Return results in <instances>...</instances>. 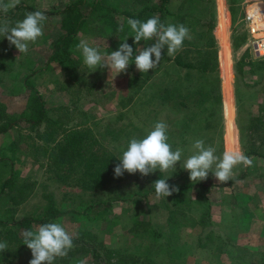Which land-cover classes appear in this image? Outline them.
<instances>
[{
    "label": "rangeland",
    "instance_id": "obj_1",
    "mask_svg": "<svg viewBox=\"0 0 264 264\" xmlns=\"http://www.w3.org/2000/svg\"><path fill=\"white\" fill-rule=\"evenodd\" d=\"M20 1L51 10L71 0ZM180 1L174 0L170 7L177 10ZM222 1L229 16L226 43L230 68L228 79L221 65L223 44L217 33L219 0H214L213 34L221 104L211 101L212 113L206 109L209 102L196 90L202 85L199 75H188L185 69L166 60L145 73L152 75L151 82L139 90L137 83L130 81L138 72L135 64L117 76L110 75L107 69L85 66L82 54L75 49L74 56H79L81 65L71 73L48 62L50 43L60 34L58 17H47L44 35L29 44L27 53L20 54L15 46L0 43V99L6 100L10 109L20 102V97L15 96L19 83L36 71L31 80L51 115L91 128L114 156L103 187L87 191L46 178L39 165L43 160L42 144L34 131L22 125L0 137V151L15 161V175L31 184V194L16 207L15 217H40L46 197L51 195L62 213L57 221L74 237L88 243L74 245L66 257H58L54 264H264V63L256 67L248 64L264 58L255 55L251 47V40L262 36L264 30L251 26L247 16L251 7L261 8L264 4L235 0L232 17L228 0ZM209 11L207 8L206 13ZM80 38L99 45L104 53L111 52L106 51L103 40L93 39L89 33ZM237 65L242 68L238 79ZM227 84L232 96L236 148L249 154L252 165H237L232 178L236 180L230 185L219 183L211 172L206 180L192 182L183 162L193 154L196 139L214 146L218 157L226 151ZM174 85L179 92L172 88ZM129 96H133L131 101ZM160 120L169 126L173 149H183L181 162L166 172L156 170L148 176L125 172L115 177L114 167L130 139L143 138ZM252 150L259 155L249 152ZM159 173L162 179L168 177L170 185L179 187L178 202L173 194L156 197L153 184ZM1 207L0 212L5 209ZM31 259V250L24 249L10 264H29Z\"/></svg>",
    "mask_w": 264,
    "mask_h": 264
},
{
    "label": "trees",
    "instance_id": "obj_2",
    "mask_svg": "<svg viewBox=\"0 0 264 264\" xmlns=\"http://www.w3.org/2000/svg\"><path fill=\"white\" fill-rule=\"evenodd\" d=\"M173 2L174 0H113V2L71 0L58 9L40 10L32 3L20 1L6 14L0 13V21H8L14 25L19 17L24 18L26 13L35 11L43 12L46 17H58L60 34L50 43L51 52L47 61L57 64L70 73L81 65L79 56L75 57L73 50L81 40L82 34L89 33L93 39L103 40L108 52L117 50L128 37L127 43L135 52L136 48L147 47L155 41L142 40L136 45L134 38L131 37L134 33L127 25V18L146 21L155 14L165 24L183 23L190 29V38L183 42L182 48L173 57L164 54L161 60L172 62L173 65L185 69L188 75H199L202 85L196 90L209 102L206 109L212 113L211 101L216 102L218 106L221 104L217 44L213 34L214 0H181L177 10L170 7ZM228 2L230 14L234 17L233 5L236 1L228 0ZM184 7L187 10L182 11ZM207 8H210L208 14ZM121 24L124 26V31L119 30ZM2 42L9 45L8 40L0 36V43ZM261 63H264V58L248 64L250 67L251 65L256 67ZM35 72L28 74L19 83L20 88L15 96L20 97V102L14 109L9 108L6 100L0 99V137H5L12 130L24 125L25 128L34 131L40 139L43 160L39 161V165L43 168L47 179L77 185L87 191L101 189L110 175V164L114 156L105 149L91 128L69 124L62 118L51 115L41 93L31 80V75ZM236 73V79L240 78L242 75L240 65H237ZM151 77L152 75L138 71L130 81H135L139 90L151 82ZM172 88L178 91L177 86L174 85ZM167 90L168 88L165 87V91ZM237 92L238 89L235 91V98ZM132 98L133 96H129L130 101ZM178 103L183 104V101ZM249 152L259 155L257 150ZM6 154L0 151V206L5 208L0 212V241L6 242L8 249L0 252V262L10 264L16 260L21 250L28 249L23 244L22 234L25 230L35 231V225L56 222L62 213L57 209L54 198L47 195V203L40 217H15L16 207L31 194V184L15 175V161ZM161 176L162 174L159 173L157 179ZM234 180L236 179L223 184L230 185ZM173 195L175 202H178L176 192ZM78 244L88 243L73 236V245Z\"/></svg>",
    "mask_w": 264,
    "mask_h": 264
},
{
    "label": "clouds",
    "instance_id": "obj_3",
    "mask_svg": "<svg viewBox=\"0 0 264 264\" xmlns=\"http://www.w3.org/2000/svg\"><path fill=\"white\" fill-rule=\"evenodd\" d=\"M20 0H0V13L6 14L15 8ZM46 15L41 11L25 14L23 20L11 25L8 21H0V36L6 38L10 45L15 46L19 53H27L29 44L35 43L44 35L43 27ZM127 25L134 33V43L137 45L142 40L154 43L147 47L134 49L127 43L128 37L119 45L118 49L110 54L104 53L99 45L90 44L87 39H81L75 46L83 56L85 66L90 69H107L117 76L126 72L130 64L134 63L141 73L159 66L165 54H176L183 46V42L190 38V29L183 23L165 24L158 15H153L146 21L136 18H127ZM120 31H124L123 24ZM134 53L135 56H134ZM134 58V62H133ZM168 124L160 120L143 138L132 137L126 150L123 151L119 163L114 167L115 177H121L125 172L129 174L140 173L148 176L156 170L166 172L175 168L181 162L183 149H173L169 143ZM192 155L183 162V169L189 172L192 182L204 181L211 172L219 183L230 181L233 169L237 165L251 166L252 158L245 155L242 150L225 151L218 157L216 148L206 145L203 139H196L192 144ZM214 166V169H213ZM167 178H160L154 182L156 197H169L179 189L170 185ZM23 244L31 250L32 259L29 264H54L59 257L63 258L73 248V235L70 234L60 222H49L33 230L23 232ZM8 249L6 242H0V252Z\"/></svg>",
    "mask_w": 264,
    "mask_h": 264
},
{
    "label": "bare ground",
    "instance_id": "obj_4",
    "mask_svg": "<svg viewBox=\"0 0 264 264\" xmlns=\"http://www.w3.org/2000/svg\"><path fill=\"white\" fill-rule=\"evenodd\" d=\"M219 22H218V29L217 33L219 39L222 41V50H221V59H222V67L223 72L226 77L229 79V68H230V55L228 52V44L227 41V27H228V12L224 9L223 1L219 0ZM224 101H225V117L227 119L226 123V151L237 150L236 148V125L234 123L233 118V105H232V96L229 84L225 86V94H224Z\"/></svg>",
    "mask_w": 264,
    "mask_h": 264
},
{
    "label": "built area",
    "instance_id": "obj_5",
    "mask_svg": "<svg viewBox=\"0 0 264 264\" xmlns=\"http://www.w3.org/2000/svg\"><path fill=\"white\" fill-rule=\"evenodd\" d=\"M255 3L264 4V0H257V2ZM255 3H253L252 5L255 6L256 5ZM247 16L249 18L251 26L258 25L256 27L257 29L264 30V5L261 8L252 9L251 7ZM251 47L255 55H258V56L264 55V34L262 36L254 37L251 40Z\"/></svg>",
    "mask_w": 264,
    "mask_h": 264
}]
</instances>
